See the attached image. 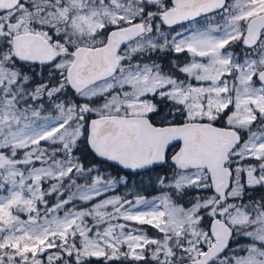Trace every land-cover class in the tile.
<instances>
[{"label": "snow or ice", "instance_id": "1", "mask_svg": "<svg viewBox=\"0 0 264 264\" xmlns=\"http://www.w3.org/2000/svg\"><path fill=\"white\" fill-rule=\"evenodd\" d=\"M0 264H264V0H0Z\"/></svg>", "mask_w": 264, "mask_h": 264}]
</instances>
